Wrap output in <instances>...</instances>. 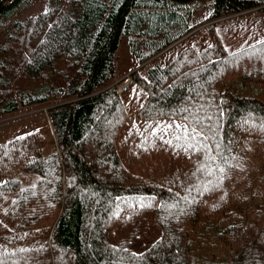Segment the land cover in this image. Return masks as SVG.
I'll list each match as a JSON object with an SVG mask.
<instances>
[{
  "label": "trees",
  "instance_id": "trees-1",
  "mask_svg": "<svg viewBox=\"0 0 264 264\" xmlns=\"http://www.w3.org/2000/svg\"><path fill=\"white\" fill-rule=\"evenodd\" d=\"M195 1L47 0L24 19L32 0H0V120L35 107L52 130L0 143L4 264H264V100L246 93L264 43L207 34L264 0H205L208 25L189 22ZM192 115L222 155L153 134Z\"/></svg>",
  "mask_w": 264,
  "mask_h": 264
},
{
  "label": "rangeland",
  "instance_id": "rangeland-1",
  "mask_svg": "<svg viewBox=\"0 0 264 264\" xmlns=\"http://www.w3.org/2000/svg\"><path fill=\"white\" fill-rule=\"evenodd\" d=\"M46 4L47 0H32L30 5L18 17L26 19L27 17L35 16L39 12L46 10ZM211 5L209 1L205 0H197L188 5L185 10L190 13L189 22L193 25L203 23L208 25L212 10ZM213 30L220 33L222 44L230 52L255 45L264 40V11H250L237 18L225 19L218 23L214 29H209L207 34L210 35ZM130 64L129 52L126 44L122 42L118 51L117 81L126 80L125 77L127 75L122 74L121 71L127 69ZM246 93L264 100V84L258 83L249 86ZM33 131L42 133L47 137V141H50L49 134H52V130L48 123L47 115L41 109L35 107L22 109L16 116L0 120V143ZM49 146L50 144L47 145V150ZM33 177H36V174ZM20 181L24 187L32 184V181L27 179V174H22Z\"/></svg>",
  "mask_w": 264,
  "mask_h": 264
},
{
  "label": "snow or ice",
  "instance_id": "snow-or-ice-1",
  "mask_svg": "<svg viewBox=\"0 0 264 264\" xmlns=\"http://www.w3.org/2000/svg\"><path fill=\"white\" fill-rule=\"evenodd\" d=\"M261 43H264V41H261ZM182 111L187 112L189 110L182 109ZM185 119L188 120V123L176 124L175 126H173L172 124L161 125L157 130L153 132V134L155 135L156 131L164 132L165 134H167V131L169 129H173L174 127L175 129L173 132L174 139L177 142L182 141V143H177L176 145H174L175 147L182 148L185 152L191 149L192 151H205L210 153L212 151V148L206 143V141L212 139L215 143V147L218 154L222 155V153H219L220 142L216 141L215 136L212 134V130H213L212 125H205L203 123V120L197 119L195 115H192L191 118L186 117ZM206 119L211 120L212 117L208 116L206 117ZM261 127H264V124H262ZM160 139L163 140L164 143H167L169 145L173 144L172 139L165 140L164 136H160ZM206 158L212 160L215 159V157L213 156H207ZM218 170L221 173L225 171L223 167H219ZM208 174L212 175L213 170L209 169ZM205 190H208L207 186H205ZM189 192H191V189H189ZM183 199L187 201V197H184ZM140 206L141 207L145 206L143 201H140ZM166 207H176V205H171V206L166 205ZM20 251L25 252L28 251V249H20ZM0 264H4L3 259H0Z\"/></svg>",
  "mask_w": 264,
  "mask_h": 264
},
{
  "label": "built area",
  "instance_id": "built-area-1",
  "mask_svg": "<svg viewBox=\"0 0 264 264\" xmlns=\"http://www.w3.org/2000/svg\"><path fill=\"white\" fill-rule=\"evenodd\" d=\"M127 86H128V81L125 82V83L121 86V88L119 89V93L124 92V91L127 89Z\"/></svg>",
  "mask_w": 264,
  "mask_h": 264
}]
</instances>
